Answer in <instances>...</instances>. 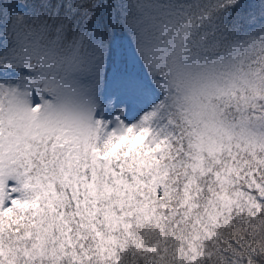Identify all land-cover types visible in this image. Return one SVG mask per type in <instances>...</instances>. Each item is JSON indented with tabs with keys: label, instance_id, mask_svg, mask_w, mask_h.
Here are the masks:
<instances>
[{
	"label": "snow or ice",
	"instance_id": "snow-or-ice-1",
	"mask_svg": "<svg viewBox=\"0 0 264 264\" xmlns=\"http://www.w3.org/2000/svg\"><path fill=\"white\" fill-rule=\"evenodd\" d=\"M0 264H264V0H0Z\"/></svg>",
	"mask_w": 264,
	"mask_h": 264
}]
</instances>
